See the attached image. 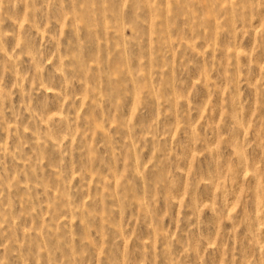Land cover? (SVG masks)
<instances>
[{
    "label": "rangeland",
    "instance_id": "obj_1",
    "mask_svg": "<svg viewBox=\"0 0 264 264\" xmlns=\"http://www.w3.org/2000/svg\"><path fill=\"white\" fill-rule=\"evenodd\" d=\"M0 264H264V0H0Z\"/></svg>",
    "mask_w": 264,
    "mask_h": 264
}]
</instances>
